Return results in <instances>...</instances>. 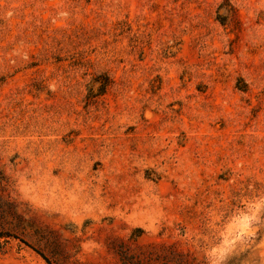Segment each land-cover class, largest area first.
I'll use <instances>...</instances> for the list:
<instances>
[{"label": "rangeland", "instance_id": "obj_1", "mask_svg": "<svg viewBox=\"0 0 264 264\" xmlns=\"http://www.w3.org/2000/svg\"><path fill=\"white\" fill-rule=\"evenodd\" d=\"M0 264H264V0H0Z\"/></svg>", "mask_w": 264, "mask_h": 264}, {"label": "trees", "instance_id": "obj_2", "mask_svg": "<svg viewBox=\"0 0 264 264\" xmlns=\"http://www.w3.org/2000/svg\"><path fill=\"white\" fill-rule=\"evenodd\" d=\"M221 9V6L219 7V10ZM229 13V14H228ZM231 10L229 12H227L228 15H230ZM106 85L101 86V88L99 89V93H103L105 91Z\"/></svg>", "mask_w": 264, "mask_h": 264}]
</instances>
